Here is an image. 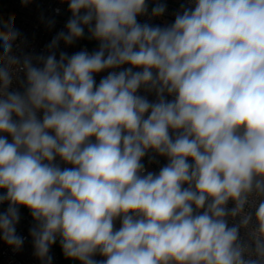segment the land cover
<instances>
[{"label": "clouds", "instance_id": "9594fccd", "mask_svg": "<svg viewBox=\"0 0 264 264\" xmlns=\"http://www.w3.org/2000/svg\"><path fill=\"white\" fill-rule=\"evenodd\" d=\"M64 2L47 55L0 18V240L22 247L26 208L42 264L57 240L79 264H264V0H188L163 27L147 0ZM85 28L98 49L57 58Z\"/></svg>", "mask_w": 264, "mask_h": 264}, {"label": "built area", "instance_id": "2783aa9c", "mask_svg": "<svg viewBox=\"0 0 264 264\" xmlns=\"http://www.w3.org/2000/svg\"><path fill=\"white\" fill-rule=\"evenodd\" d=\"M149 13L148 15L137 17L140 23H149L151 25L165 26L174 22L175 14L182 10V7H188V0H147ZM157 3L166 5V11L162 17H151V9ZM10 16L15 17L14 27L21 34V38L16 42L20 44L21 51L18 54H29L34 56L47 55V45L61 31H66L65 25L71 17V12L68 10V5L64 0H30L27 5L22 4V0H0V18L7 20ZM99 43H95L89 39L87 29L85 35L78 39L72 45H66L63 41L60 42L57 51V58L60 52H65L69 56L86 49L89 52L96 51ZM123 67H129L125 65ZM122 69H116L120 71ZM136 70V69H134ZM106 70L99 74H95L97 84L100 79L108 74ZM145 95L149 101L155 100L154 93H146L140 90L138 93ZM168 99H172L168 97ZM10 139V138H9ZM167 159L161 157L154 152H149L142 160L145 168L148 171L157 172L161 167L167 164ZM191 163V161H189ZM57 163L61 167H71L65 165L57 158ZM233 205L229 203L228 207ZM7 204L0 205V211H4ZM21 219L17 225V234L24 238V243L19 250H14L7 245L3 240H0V264H42V261L34 254L32 238L29 235V230L34 222L29 211L26 208L20 209ZM119 221L116 222V227L119 228ZM243 234V233H242ZM49 255L52 257V264H62L63 250L59 244V240L51 247ZM95 259L100 260L102 257L96 256ZM79 264V261H77Z\"/></svg>", "mask_w": 264, "mask_h": 264}, {"label": "rangeland", "instance_id": "374dc122", "mask_svg": "<svg viewBox=\"0 0 264 264\" xmlns=\"http://www.w3.org/2000/svg\"><path fill=\"white\" fill-rule=\"evenodd\" d=\"M95 43H99L98 41L92 40ZM62 264H78L77 260H73V259H68L64 256V254L62 255Z\"/></svg>", "mask_w": 264, "mask_h": 264}]
</instances>
